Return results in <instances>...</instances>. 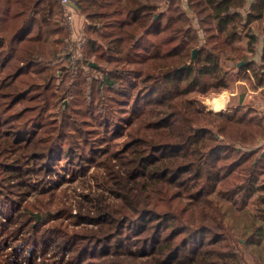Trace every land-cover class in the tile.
Instances as JSON below:
<instances>
[{"label":"trees","instance_id":"16d2710c","mask_svg":"<svg viewBox=\"0 0 264 264\" xmlns=\"http://www.w3.org/2000/svg\"><path fill=\"white\" fill-rule=\"evenodd\" d=\"M73 2L0 0V264H264V0Z\"/></svg>","mask_w":264,"mask_h":264},{"label":"rangeland","instance_id":"374dc122","mask_svg":"<svg viewBox=\"0 0 264 264\" xmlns=\"http://www.w3.org/2000/svg\"><path fill=\"white\" fill-rule=\"evenodd\" d=\"M81 20H83L82 16H81ZM62 21H63V19H62ZM258 26H261V28L263 29V32H264V16L262 17V19H260L258 21ZM67 30H68L67 31L68 32V39L66 41H64L63 44H64V46H66L67 49H70L73 52L75 50H74L73 43L71 42V36H70V31H69L68 27H67ZM262 36H264V35L259 36V42L255 47V53H254V57H253L255 60H258V61L260 59V52H261V46H262L261 37ZM228 67L231 70L230 71L231 75L234 76L233 74L237 71V68L231 67V63H228ZM230 84L233 87V92H229L227 90H224V91H222L216 95H212L211 97H206L204 99L205 104H206L208 109L217 110V109L224 108L227 106L231 107V106H235V105H245L247 103L248 104L258 103L259 105L257 106V108L259 109V112L260 113L264 112V89L262 87H258L255 90H252L249 88V86L246 84V82L241 79V77H237V76H235L234 80L230 81ZM229 94H235V95L230 96ZM243 96H244L243 100L239 101V103H236L234 98L238 97V99H239V97H243ZM218 99L225 100V105L218 104L216 102V100H218ZM63 101L60 102L62 107H64V105L66 103V100H63ZM259 177L261 179H263L264 174H261ZM237 179H238V176L233 175L231 178H228L227 180H225L223 185L230 184L232 182V180H237ZM251 206H252V203L248 202L247 208H250ZM241 257H242V260L244 261L242 264H251L250 261H248L250 259V256L246 250H244L243 253H241Z\"/></svg>","mask_w":264,"mask_h":264},{"label":"built area","instance_id":"2783aa9c","mask_svg":"<svg viewBox=\"0 0 264 264\" xmlns=\"http://www.w3.org/2000/svg\"><path fill=\"white\" fill-rule=\"evenodd\" d=\"M63 9L64 22L69 28L71 42L73 43L75 54L78 55V50L82 46V26L81 14L77 10L73 0H60ZM78 57V56H75Z\"/></svg>","mask_w":264,"mask_h":264},{"label":"crops","instance_id":"0c3cea01","mask_svg":"<svg viewBox=\"0 0 264 264\" xmlns=\"http://www.w3.org/2000/svg\"><path fill=\"white\" fill-rule=\"evenodd\" d=\"M230 96H233V95H235V94H229ZM243 98H244V96L243 97H239V99H238V97L236 98H234V100L236 101V103H239V101H242L243 100ZM221 100H223V99H221ZM224 101V104L223 105H225V100H223ZM235 103V104H236Z\"/></svg>","mask_w":264,"mask_h":264},{"label":"water","instance_id":"95a60500","mask_svg":"<svg viewBox=\"0 0 264 264\" xmlns=\"http://www.w3.org/2000/svg\"><path fill=\"white\" fill-rule=\"evenodd\" d=\"M262 41H264V37L262 38ZM242 63H243L242 60L239 61V62L237 63V66L241 65ZM63 102H64V101H63ZM258 105H259L258 103L255 104L256 107H257Z\"/></svg>","mask_w":264,"mask_h":264},{"label":"bare ground","instance_id":"6f19581e","mask_svg":"<svg viewBox=\"0 0 264 264\" xmlns=\"http://www.w3.org/2000/svg\"><path fill=\"white\" fill-rule=\"evenodd\" d=\"M214 102H215V101H214ZM216 102H217L218 104H220V105H223V104H224V101L221 100V99L216 100ZM216 106H217V105H216Z\"/></svg>","mask_w":264,"mask_h":264}]
</instances>
